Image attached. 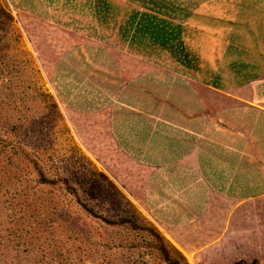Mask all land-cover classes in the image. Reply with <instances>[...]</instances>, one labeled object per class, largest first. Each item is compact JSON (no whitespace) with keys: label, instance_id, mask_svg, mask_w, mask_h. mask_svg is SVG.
Instances as JSON below:
<instances>
[{"label":"crops","instance_id":"1","mask_svg":"<svg viewBox=\"0 0 264 264\" xmlns=\"http://www.w3.org/2000/svg\"><path fill=\"white\" fill-rule=\"evenodd\" d=\"M4 2L45 26L59 112L108 137V176L166 242L264 264V0Z\"/></svg>","mask_w":264,"mask_h":264},{"label":"rangeland","instance_id":"2","mask_svg":"<svg viewBox=\"0 0 264 264\" xmlns=\"http://www.w3.org/2000/svg\"><path fill=\"white\" fill-rule=\"evenodd\" d=\"M22 16L0 0V264L184 263L108 176V137L59 112L45 26Z\"/></svg>","mask_w":264,"mask_h":264},{"label":"trees","instance_id":"3","mask_svg":"<svg viewBox=\"0 0 264 264\" xmlns=\"http://www.w3.org/2000/svg\"><path fill=\"white\" fill-rule=\"evenodd\" d=\"M3 28H1V30H2ZM3 32H5V30H3ZM6 34H7V30H6V32H5ZM54 104V103H53ZM57 120L58 121H62V118H61V115L60 114H57ZM37 161L39 160V159H36ZM41 180H43V181H46L47 182V179H45V178H41ZM88 212H90V214L92 215V216H94V217H96L97 215H95L94 213H92V211H88ZM99 218V217H98ZM106 220V219H105ZM106 222H108V223H111L112 221H109V220H106ZM120 223V222H119ZM179 254V253H178ZM179 256H180V258L183 260V262L184 263H180L178 260H175V259H169V262H170V264H188V262L186 261V259L182 256V255H180L179 254ZM251 264H256V262L254 261V262H252Z\"/></svg>","mask_w":264,"mask_h":264}]
</instances>
